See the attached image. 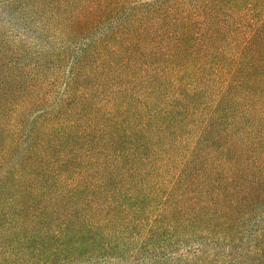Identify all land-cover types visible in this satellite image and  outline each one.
<instances>
[{"label": "trees", "instance_id": "1", "mask_svg": "<svg viewBox=\"0 0 264 264\" xmlns=\"http://www.w3.org/2000/svg\"><path fill=\"white\" fill-rule=\"evenodd\" d=\"M122 262L264 264V0H0V264Z\"/></svg>", "mask_w": 264, "mask_h": 264}, {"label": "rangeland", "instance_id": "2", "mask_svg": "<svg viewBox=\"0 0 264 264\" xmlns=\"http://www.w3.org/2000/svg\"><path fill=\"white\" fill-rule=\"evenodd\" d=\"M140 2H148V1H153V0H139ZM5 28L4 29H7L8 27L5 25L4 26ZM13 34H16V36H18V39L20 38H23L24 36H31L29 33H26L24 32L23 30H13ZM13 38H16V36L12 35ZM24 39V38H23ZM33 38L31 39H28V40H17L14 39V40H9V42L11 43H14L15 44H23L24 46L27 47V52H32L34 50H36L37 48H39L40 46H46V43H44V41H41V40H32ZM36 46V48H34ZM222 252V250H221ZM125 263V262H124ZM123 262L121 264H124Z\"/></svg>", "mask_w": 264, "mask_h": 264}]
</instances>
